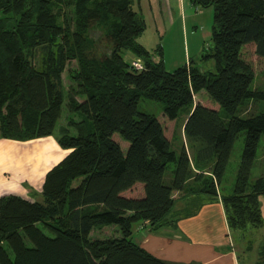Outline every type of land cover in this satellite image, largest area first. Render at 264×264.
Here are the masks:
<instances>
[{
    "label": "trees",
    "instance_id": "trees-1",
    "mask_svg": "<svg viewBox=\"0 0 264 264\" xmlns=\"http://www.w3.org/2000/svg\"><path fill=\"white\" fill-rule=\"evenodd\" d=\"M189 1L214 8L213 47L201 56L214 70L190 60L169 71L153 61L138 41L145 21L133 0H0V138L55 134L69 150L47 171L41 199L0 196V264H193L163 260L133 239L139 223L153 231L174 224L175 191L220 198L234 232L264 227V163L252 179L264 138V88L252 87L255 72L242 55L254 43L264 57V0ZM126 51L143 60L142 69ZM72 60L75 86L66 92ZM201 90L220 108L195 103ZM141 98L160 101L170 120L191 108L183 128L190 150L173 148L156 115L140 110ZM247 101L263 107L243 114ZM138 182L142 196L124 195ZM108 225L118 234L90 236ZM257 255L264 264V238Z\"/></svg>",
    "mask_w": 264,
    "mask_h": 264
},
{
    "label": "crops",
    "instance_id": "crops-1",
    "mask_svg": "<svg viewBox=\"0 0 264 264\" xmlns=\"http://www.w3.org/2000/svg\"><path fill=\"white\" fill-rule=\"evenodd\" d=\"M172 1L181 14L183 6L192 4L189 0H162V4L170 6ZM66 152L55 134L30 140L0 138V196L16 193L31 198L30 187L41 191L46 172ZM174 197V224L153 231L147 222L139 223L133 235L137 244L171 263L258 264L264 227L234 232L220 198L184 191H175ZM261 211L264 218L263 197Z\"/></svg>",
    "mask_w": 264,
    "mask_h": 264
},
{
    "label": "rangeland",
    "instance_id": "rangeland-1",
    "mask_svg": "<svg viewBox=\"0 0 264 264\" xmlns=\"http://www.w3.org/2000/svg\"><path fill=\"white\" fill-rule=\"evenodd\" d=\"M133 7L137 10L145 21V29L138 37V41L143 43L150 51L153 61H163L164 67L169 70L183 66L190 60L203 67L204 70H214V62L208 60L203 62L201 56L209 53L213 47L212 27L214 23V8L213 6L202 7L200 5L191 4L186 8L183 6L182 14L179 11V6L174 1L170 2V6L162 4V0H133ZM160 49L163 53H160ZM243 57L251 63L255 72V79L252 87L264 88V57L256 52L254 43H248L243 46ZM125 57L127 60L137 58L132 51H126ZM76 67L75 60L68 63L66 70L63 73L64 89L66 92L71 91L72 85L75 86L70 79L69 70ZM195 103H202L213 108H220L219 104L212 100L205 90H201L194 95ZM263 107L262 103L247 101L242 106V113L258 111ZM139 108L142 111L153 113L161 121L166 136L171 141L173 148L180 149L183 145L190 150L188 139L184 133V123L187 119L190 109L185 108L180 111L178 117L174 120L168 119L164 115L163 106L160 101L141 98ZM67 110L65 111V114ZM65 114L59 121L60 124H65ZM58 126V127H59ZM56 128V133L58 132ZM116 135L120 137L118 133ZM245 133L242 132L236 141L235 149L228 166L227 176H230L229 183L232 184L239 158L243 147V138ZM123 140V139H122ZM124 141V140H123ZM127 142V141H124ZM128 143V142H127ZM261 147L258 151L257 161L252 171V179H254L261 171L264 163V138L261 142ZM69 152L67 150L66 154ZM174 164L170 163L165 175L166 182H170ZM47 173V172H46ZM80 179L74 181V185L79 183ZM31 195L28 199H41V191L31 188ZM144 193V186L141 182L136 183L132 188L124 192L126 196L139 197ZM23 196V195H22ZM25 197V196H23ZM118 234L116 226L108 225L101 229H95L90 233L92 238H107ZM237 243V240H236ZM240 246V242H239Z\"/></svg>",
    "mask_w": 264,
    "mask_h": 264
},
{
    "label": "built area",
    "instance_id": "built-area-1",
    "mask_svg": "<svg viewBox=\"0 0 264 264\" xmlns=\"http://www.w3.org/2000/svg\"><path fill=\"white\" fill-rule=\"evenodd\" d=\"M131 64L136 68V69H142L144 66V62L140 57L134 58L131 61Z\"/></svg>",
    "mask_w": 264,
    "mask_h": 264
}]
</instances>
